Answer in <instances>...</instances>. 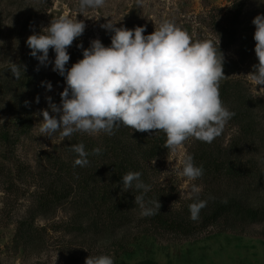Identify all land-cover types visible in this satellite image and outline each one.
<instances>
[{
	"label": "rangeland",
	"instance_id": "rangeland-1",
	"mask_svg": "<svg viewBox=\"0 0 264 264\" xmlns=\"http://www.w3.org/2000/svg\"><path fill=\"white\" fill-rule=\"evenodd\" d=\"M79 0H0V264H85L87 257L110 255L114 264H264V222H242L234 216L209 224L203 216L192 220L196 228L188 234L158 231L143 221L138 209L119 229L87 228L78 232V212L69 205L49 210L39 208L38 197L53 179V157L70 162L73 136L99 142L101 133H73L61 141L59 131L51 137L39 131L43 120L41 110L49 108L47 97L59 105L66 82L52 76L55 52L49 49L47 66L30 55L27 38L47 28L60 16L77 17L85 23V31L67 51L90 47L114 27L140 22L152 32L164 20L186 30L193 41L212 40L226 46L224 60L236 65L233 78L239 80L254 99L264 100V85L255 86L251 76L255 55L252 23L264 15V0H105L98 9H79ZM219 41V45H218ZM83 45V48L77 45ZM37 55H41L38 53ZM16 64L20 74L30 77V86H21L11 72ZM50 82L52 89L47 90ZM37 97L39 102H36ZM227 108V107H226ZM228 109V108H227ZM229 110V109H228ZM230 111V110H229ZM256 132L245 135L231 118L222 134L211 143L190 137L175 151L168 150L155 159L156 184L173 196L169 205L183 217L189 205L206 201L207 216L218 204L236 201L245 207H264V187L251 178L226 177L224 172L204 171L196 180L179 175L186 155L202 166L207 157L219 162L248 164L264 170V113L254 112ZM31 121L29 132L19 135L16 121ZM5 134V137H4ZM260 134V135H261ZM7 137V138H6ZM193 185L200 189L192 192ZM26 228L35 230L26 232ZM57 259V260H56Z\"/></svg>",
	"mask_w": 264,
	"mask_h": 264
},
{
	"label": "clouds",
	"instance_id": "clouds-1",
	"mask_svg": "<svg viewBox=\"0 0 264 264\" xmlns=\"http://www.w3.org/2000/svg\"><path fill=\"white\" fill-rule=\"evenodd\" d=\"M104 5L105 0H79L78 6L83 12ZM252 23L258 64L253 65L248 75L257 86L264 85V15H257ZM85 27L77 17L60 16L52 19L39 34L27 38L30 55L44 66L49 62V49L54 50L52 70L66 82L59 105L51 97L46 98L51 112L58 114V118L50 115L48 109L41 110L43 120L39 131L42 135L51 137L59 131L61 141L76 132L112 135L113 129L122 124L137 132H164V147L175 151L190 137L213 142L235 115L220 98V82L226 77L224 56L212 40L193 41L186 30L168 20L148 35L144 34L143 26L127 29L108 22L102 27L114 32L111 45L106 47L99 39L92 40L90 47L83 49V58L66 70L70 60L67 49L83 35ZM77 47L83 48V45ZM11 72L19 78L16 64ZM42 84H46L47 90L52 89L50 82ZM71 148L79 156L74 166H86L89 153L84 144H74ZM100 151L94 148L91 154L97 155ZM182 165L179 175L189 180L203 175V167L196 166L191 155L184 157ZM140 177L138 171L126 173L122 176L123 188L128 190L134 186L140 193L135 196L134 204L140 207L141 216L155 215L161 205L157 200L148 206L144 194L151 186ZM192 192L198 194L200 189L193 185ZM205 206L206 201L191 203L190 219H199ZM85 264H114V258L106 254L89 256Z\"/></svg>",
	"mask_w": 264,
	"mask_h": 264
},
{
	"label": "trees",
	"instance_id": "trees-1",
	"mask_svg": "<svg viewBox=\"0 0 264 264\" xmlns=\"http://www.w3.org/2000/svg\"><path fill=\"white\" fill-rule=\"evenodd\" d=\"M137 26L145 27V35L152 31L140 22L123 23L116 27L134 29ZM114 32L108 31L103 36V45H111V37ZM231 35H227L228 42L219 46L223 53L226 46L233 42ZM218 47V46H217ZM69 53V52H68ZM70 60L65 68L71 66L83 58V52L74 50L69 53ZM223 71L225 78L220 82V98L225 107L235 115L234 122L241 128L245 135H253L256 132L254 123L256 122L255 110L264 113V100L254 99L244 89L243 84L232 77L236 72V65L232 61L224 60ZM58 82H65V78L58 72L52 74ZM19 84L30 86V77L19 73ZM31 121H16V132L25 135L29 132ZM257 132L260 138L263 135ZM5 137V134H4ZM7 138V137H6ZM73 144L83 143L85 151L89 153L86 166H74V161L79 158L73 150L70 162L53 157L49 162L53 163V179L50 181L47 190L38 197L39 208L49 210L60 205H69L78 212L77 221H91L89 225H79L77 231L87 228L99 229H119L124 226L135 212L141 209L134 204L135 196L140 194L135 187L125 190L122 185V176L128 172H140V179L150 185V191L144 194V200L148 206H153L150 202L159 201L161 207L155 215L144 217L143 221L149 223L152 228L158 231L176 232L178 234H188L195 225L190 219L189 208L183 217L171 209L174 202L173 196L165 187L156 184L157 173L152 168L151 163L168 151L164 147L166 135L162 131L158 132H137L133 129L118 125L113 129V134L108 135L101 132L99 142L89 143L88 139L80 136H73ZM100 148L97 155H93L92 150ZM203 163V170L210 172H224L226 177H236L239 179L251 178L256 180V185L264 187V170L248 164H237L207 157ZM102 165V166H101ZM203 171V172H204ZM264 189V188H263ZM212 215L207 216L204 209H201L199 217L203 216L209 224H216L220 219L227 216H234L242 222L261 223L264 222V207L252 209L233 201L215 205L212 208ZM26 232L31 233L33 228H26Z\"/></svg>",
	"mask_w": 264,
	"mask_h": 264
}]
</instances>
